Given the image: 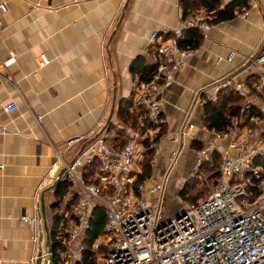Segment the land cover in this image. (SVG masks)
<instances>
[{
	"label": "crops",
	"instance_id": "1",
	"mask_svg": "<svg viewBox=\"0 0 264 264\" xmlns=\"http://www.w3.org/2000/svg\"><path fill=\"white\" fill-rule=\"evenodd\" d=\"M0 1L10 9L0 40V72L13 83L0 82V126L6 129L0 132V264H37L40 252L41 264H49L51 234L66 233L73 226L80 192L71 183L63 195L52 189L65 165L82 157V174L93 156L89 144L105 132L123 144L130 124L120 109L131 105L129 97L143 83L142 70L153 67L148 56L152 34L182 31L180 40L186 41L184 23L194 10L206 9L200 0ZM245 1L248 8L236 9L235 18L217 23L206 38L200 35L198 55L187 61L163 93L164 119L171 131L178 129L199 89L235 72L237 85L245 89L264 77L263 65L243 67L263 44L264 0ZM33 3L42 9L31 11ZM246 11L249 15L240 18ZM233 53L235 61L229 63ZM12 54L16 62L6 69L3 63ZM42 56L49 65L42 66ZM10 103L18 109L7 114L4 107ZM191 121L193 137L208 141L203 105L194 107ZM75 139L80 141L68 146ZM185 145L191 150L193 140ZM171 148L167 138L157 175ZM184 167L185 161L177 168ZM176 169L173 179L182 183L184 174ZM64 182L62 175L59 186ZM56 216L61 219L57 224ZM22 218L37 220V242L28 223H19Z\"/></svg>",
	"mask_w": 264,
	"mask_h": 264
},
{
	"label": "built area",
	"instance_id": "2",
	"mask_svg": "<svg viewBox=\"0 0 264 264\" xmlns=\"http://www.w3.org/2000/svg\"><path fill=\"white\" fill-rule=\"evenodd\" d=\"M229 0H220L222 6ZM254 1V0H252ZM31 11L41 10L33 3ZM10 12L6 2L0 1V40ZM249 12L239 15L246 18ZM216 12L207 10L191 14L184 23L186 31H198L206 38L217 23ZM182 31L174 34L154 32L149 41L148 56L154 67L151 80L139 84L129 97L131 108L139 115V122L129 125L121 145L109 133L91 141L88 151L93 154L89 166L95 168L93 182L87 183L80 169L82 157L66 164L63 179L78 185L73 226L66 233H58L63 247V264H82L86 239L92 229L93 210L100 209L106 217L103 236L95 243L94 251L105 248L98 264H264V77L251 89L239 87L236 72L213 85L196 91L192 103L178 129L166 128L162 104L163 93L174 83L176 75L187 61L198 55L199 49H183ZM236 54L226 61L233 63ZM222 62L223 59H219ZM16 62L15 55L3 63L9 68ZM42 66L50 61L41 57ZM264 66V40L259 52L247 57L243 67L250 70ZM13 85L0 72V82ZM232 92L242 99L240 117L227 131L206 129L210 139L198 142L193 137V109L198 104H216L221 93ZM16 103L4 107L7 114L17 111ZM145 130L141 136L139 131ZM0 132L6 133L0 126ZM170 138L172 148L165 168L158 174L162 145ZM200 144L192 170L200 172L214 155L221 159L217 178L210 196L199 204L187 203L178 216L165 217L167 185L181 159L189 153L186 141ZM116 140V141H115ZM80 140L69 141L68 146ZM152 153V174L143 176L142 163ZM59 158H61L59 156ZM2 169V166H0ZM28 223L37 242L36 219H19Z\"/></svg>",
	"mask_w": 264,
	"mask_h": 264
},
{
	"label": "trees",
	"instance_id": "3",
	"mask_svg": "<svg viewBox=\"0 0 264 264\" xmlns=\"http://www.w3.org/2000/svg\"><path fill=\"white\" fill-rule=\"evenodd\" d=\"M201 7L205 8L208 12H216V18L214 23H219L227 20H231L236 16V9L239 7H244V9L248 8V4L245 0H235L231 4H227L224 7H221L220 0H200ZM197 12L194 10L191 14ZM241 12V11H240ZM201 33L195 30L188 31L186 34L187 40L181 42V46L183 49H199ZM154 71V67L150 69H144L141 72V80L143 82H148L151 80L152 73ZM253 84L250 85V89ZM241 105L242 99L239 98L232 92H226L220 94V99L218 103H206L204 104V111L206 117V125L210 131L214 132H224L229 129L232 125L233 121L238 119L241 114ZM120 114L125 119L127 125H136L139 119L138 114H134L130 105L123 106L120 109ZM143 131V130H142ZM139 133L143 136V132ZM194 147H199L198 143L193 144ZM218 158L219 156L216 154L212 159ZM152 159V153H148L145 157V165L144 174L139 178V182L143 181L144 178L150 176L152 174L150 169V161ZM210 163V162H209ZM208 163L204 164L206 166ZM261 165L264 164V160L260 162ZM203 169V168H202ZM95 168L93 166H87L84 168L82 175L84 180L87 183L93 182V173ZM205 170V168H204ZM59 195H63V193L68 189L67 182H64L63 185L58 187ZM65 191H64V190ZM56 224L61 220L59 216H56ZM106 224V217L102 210L96 208L94 210L93 219H92V229L89 231L87 235V239L85 242L86 251L84 253V262L82 264H97L96 252L94 251L95 243L103 236L104 228ZM56 231V230H55ZM58 233L54 232L51 234L52 246H51V256H52V264H63L61 255L63 253V247L58 240ZM104 247H101V252L103 253ZM105 253V251H104Z\"/></svg>",
	"mask_w": 264,
	"mask_h": 264
},
{
	"label": "rangeland",
	"instance_id": "4",
	"mask_svg": "<svg viewBox=\"0 0 264 264\" xmlns=\"http://www.w3.org/2000/svg\"><path fill=\"white\" fill-rule=\"evenodd\" d=\"M199 149V147H194L193 145L186 157L181 159L179 164L185 161V167L182 169V171L177 168L179 164L177 165V173L184 174V180L182 183L178 178L173 179L172 175L175 170L173 171L171 175L172 178H170L167 185V202L165 204L166 206L164 207L165 217L178 216L183 212V210L186 209L187 203L199 204L204 202L210 196V192L214 187L215 182L218 180L217 171L221 159L220 157L219 159H212L206 166H202L203 169L201 168L200 172L195 169L192 170L190 168L196 161V153L199 151ZM262 166L264 169V164ZM144 169L145 165L142 163L143 174ZM104 251L102 253L101 250H98L96 254L97 264L99 258L104 257Z\"/></svg>",
	"mask_w": 264,
	"mask_h": 264
},
{
	"label": "water",
	"instance_id": "5",
	"mask_svg": "<svg viewBox=\"0 0 264 264\" xmlns=\"http://www.w3.org/2000/svg\"><path fill=\"white\" fill-rule=\"evenodd\" d=\"M63 173H61V175L59 177V181H57L55 183V185L52 187L53 190L56 189V188H58L59 184L61 183V178H62ZM41 205H42V207H41V213H40V215L42 217V216H44V200H42ZM45 230H46L47 233L49 232L47 227L45 228ZM48 242L50 244V238H48ZM49 248H50L49 249V264H52L51 246H49ZM42 260H43V253L40 252L39 255H38V259H37V264H41Z\"/></svg>",
	"mask_w": 264,
	"mask_h": 264
}]
</instances>
